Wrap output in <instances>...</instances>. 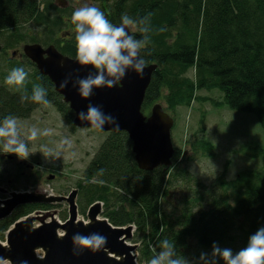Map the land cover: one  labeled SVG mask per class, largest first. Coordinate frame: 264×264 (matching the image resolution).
Wrapping results in <instances>:
<instances>
[{
  "label": "trees",
  "instance_id": "obj_1",
  "mask_svg": "<svg viewBox=\"0 0 264 264\" xmlns=\"http://www.w3.org/2000/svg\"><path fill=\"white\" fill-rule=\"evenodd\" d=\"M95 3L116 25L126 13L141 27L152 29L142 56L148 66L155 64L158 69L147 90L143 111L148 112L153 102L163 98L174 110L188 96L186 104L190 106L198 97V90H218L224 102L216 105L226 104L233 111L252 113L264 132V0ZM73 11L71 6L59 7L57 0H0V120L8 115L29 118L43 104L30 100L21 103L20 97H30L33 87L41 86L47 90L49 104L75 130L74 112L56 92L52 81L41 75L22 53L8 55L11 50L38 43L45 48L55 45L63 55L76 58V40L71 33L75 27L71 22ZM64 32L65 40L61 38ZM135 35L141 38L139 32ZM16 67H23L28 79L23 86L10 87L5 78ZM193 70L195 79L188 76ZM107 136L77 184L79 207L83 215L94 203L101 202L103 216L112 225H134L137 231L133 242L143 243L139 264L148 263L160 251L163 239L175 245L178 257L189 261L192 242L199 256V249H212L213 243L221 245L237 230L250 237L264 226V147L258 143L248 144L239 152L244 158L259 162L258 167L241 171L232 181L221 178L215 192L207 198L201 190L194 197L185 198L180 216L175 218L164 212L163 200L177 186L192 184L194 180L180 167L177 149L170 167L145 172L138 168L127 133ZM101 169L103 174H99ZM50 209L44 205L18 208L11 218L0 222V236L5 237L21 218L36 210ZM154 246L156 253L152 251Z\"/></svg>",
  "mask_w": 264,
  "mask_h": 264
},
{
  "label": "water",
  "instance_id": "obj_2",
  "mask_svg": "<svg viewBox=\"0 0 264 264\" xmlns=\"http://www.w3.org/2000/svg\"><path fill=\"white\" fill-rule=\"evenodd\" d=\"M57 4L61 8L67 6L65 0H57ZM23 54L35 64L41 75L52 81L56 92L74 112L75 127L93 128L103 134L127 133L141 171L151 172L172 165L176 153L172 138L174 119L160 104L152 108L148 117L143 112L146 93L157 65L145 68L143 78L129 68L119 85L93 88L92 95L85 99L79 93V81L94 77V68L63 55L55 45L45 48L38 43L27 44L23 46ZM61 83L66 87L61 88ZM89 104L97 107L105 117L111 116L114 123L94 128L87 119L81 120L78 114L83 112L86 116ZM8 194L9 199H0V222L11 218L18 208L27 205L56 208L68 204L69 218L63 223L58 219L57 211H38L17 221L6 235V244L0 241V264H139L136 253L139 246L132 244L135 227L112 225L102 217L104 208L101 202L89 208L88 222L80 219L77 204L79 189H74L68 197L38 189ZM76 233L103 235L107 238L105 248L93 252L74 245L72 237Z\"/></svg>",
  "mask_w": 264,
  "mask_h": 264
},
{
  "label": "rangeland",
  "instance_id": "obj_3",
  "mask_svg": "<svg viewBox=\"0 0 264 264\" xmlns=\"http://www.w3.org/2000/svg\"><path fill=\"white\" fill-rule=\"evenodd\" d=\"M65 1L67 2L65 8L71 6L74 10L84 4L97 5L95 0ZM71 33L75 35V27L71 29ZM65 35L64 32L61 36L64 40ZM14 52L23 54V47L11 50L8 55ZM188 76L195 79L194 70L190 71ZM196 97L195 102L189 106L186 104L188 102L187 96L184 100L185 103L175 106L174 110L167 99L163 98L153 102L148 107V112H146V109L143 111L148 117L152 114V108L156 104H160L164 111L170 113L175 122L172 138L175 148L180 153L179 165L181 168H185L189 176L194 178L191 181L192 184L184 183L177 186L163 200L162 208L164 212L175 218L180 216L178 213L183 208L185 198L194 197L197 191L200 190L207 198L209 193L215 192L221 178L225 177L226 180L232 181L241 171L256 168L260 165L259 162L255 163V161L244 158V155L240 154L241 148L253 144V142L264 147V132L252 113L233 111L226 104L216 105V103L224 102V96L218 90H198ZM18 122L21 125L22 138H25L23 133L26 134L31 127L40 130L49 129L50 134L39 136L37 140L28 142L32 154L28 159L23 160L34 165V169L28 170L31 172V176L27 179L7 178L15 171V158L11 159L10 157L16 155L2 153V158L0 156V177L3 178L6 185L3 188L10 193L38 189L48 191L54 195L68 197L74 189H78L77 184L83 178L86 167L109 134H103L93 129L86 130L76 127L75 130L72 129V126L51 104L37 106L29 118L18 119ZM204 143L205 147H203ZM41 146H46L45 151L50 154L45 155L41 151ZM212 146L214 147L213 151H210ZM56 175V179L48 180ZM196 180L198 183L195 182ZM196 185H201V187ZM79 196L80 190L77 198L78 206ZM0 198L6 200L9 199V196L0 195ZM56 211L58 212V219L65 223V218L67 220L69 218V205L63 204ZM79 217L88 222L87 214L82 215L80 207ZM130 226L135 227L134 225ZM136 231L137 228L135 227L134 236ZM6 235L7 232L5 237L0 236V241L5 242ZM248 239L249 237L242 230H237L233 233V236L224 240L219 247L222 249L231 248L235 254V252L247 246ZM133 240L132 244L139 246L136 252L139 257V250L143 247V243H135ZM190 245V264H209L212 249H199L198 254L200 255L197 256L194 242ZM202 253L206 254V260L200 259ZM219 264H224L223 260H220Z\"/></svg>",
  "mask_w": 264,
  "mask_h": 264
},
{
  "label": "clouds",
  "instance_id": "obj_4",
  "mask_svg": "<svg viewBox=\"0 0 264 264\" xmlns=\"http://www.w3.org/2000/svg\"><path fill=\"white\" fill-rule=\"evenodd\" d=\"M148 19V17H145ZM71 22L75 25L76 60L83 66H90L96 70V75L79 81L80 95L88 99L92 95L93 88H113L119 85L126 77L127 69L133 68L141 78L144 69L148 67L142 52L150 43V27H141L140 23L128 14L121 16L119 25L111 22L105 13L96 6L84 4L76 8L71 16ZM164 29H161L163 31ZM139 32L141 38L136 37ZM28 79V73L23 67L13 68L5 78V84L10 87L23 86ZM61 88L66 87L64 83ZM47 90L41 86H34L31 96L22 95L21 103L31 101L36 104L47 105ZM81 120L87 119L94 128H103L107 124L114 123L111 116L105 117L95 106L89 104L87 115L80 112ZM74 126V125H73ZM75 127V126H74ZM49 129L40 130L31 127L28 132L23 133L17 117L8 115L0 120V152L3 154H14L20 159H28L32 154L29 143L35 141L39 136H48ZM46 146H41L45 155ZM101 169L99 174H103ZM74 245L89 249L93 252L105 248L107 238L98 233L88 236L76 233L72 237ZM160 251L156 253V246L152 251L156 254L148 261V264H190L184 257L176 255L175 245L168 239L159 243ZM201 260H206V254L202 253ZM264 264V226L260 227L254 234L250 235L247 246L233 253L231 248H220L213 243L211 261L209 264Z\"/></svg>",
  "mask_w": 264,
  "mask_h": 264
},
{
  "label": "flooded vegetation",
  "instance_id": "obj_5",
  "mask_svg": "<svg viewBox=\"0 0 264 264\" xmlns=\"http://www.w3.org/2000/svg\"><path fill=\"white\" fill-rule=\"evenodd\" d=\"M67 38V37H66ZM2 155V152H0V156ZM1 158H2V156H1ZM11 159H13V158H15V163H16V167H15V171L12 173V174H10L7 178H13V179H19V180H23V179H27L28 177H30L31 176V172H29V171H31V170H33L34 169V165H32V164H29V163H27V162H25L23 159H20V158H18L17 156H13V157H10ZM29 170V171H28ZM56 177H57V175L56 176H54L53 177V179L55 178L56 179ZM52 179V180H53ZM2 186V187H1ZM6 185H5V183H4V181H3V178H1L0 177V195L1 196H9V194L8 193H10V192H8V190L7 189H5V188H3V187H5ZM79 189V188H78ZM80 190V189H79ZM7 192V194L6 195H4V194H2V192ZM6 198V197H5ZM0 199H2V200H5L4 198H0ZM64 205H66V204H64ZM57 208H59V207H52L50 210H36V211H34L33 213H35V212H38V211H42V212H44V211H52V212H54V211H56L57 210ZM29 215H32V213L31 214H29ZM28 216V215H27ZM24 218V217H23ZM22 219V218H21ZM3 222V221H2ZM15 224V223H14ZM13 224V225H14ZM12 225V226H13ZM11 226V227H12ZM10 227V228H11ZM10 228L8 229V231L10 230ZM8 231H7V233H8ZM2 242V241H1ZM2 243H4V244H6V241L5 242H2Z\"/></svg>",
  "mask_w": 264,
  "mask_h": 264
},
{
  "label": "bare ground",
  "instance_id": "obj_6",
  "mask_svg": "<svg viewBox=\"0 0 264 264\" xmlns=\"http://www.w3.org/2000/svg\"><path fill=\"white\" fill-rule=\"evenodd\" d=\"M77 128V127H76ZM79 129H83V128H79ZM90 129H93V128H90ZM87 130V129H86ZM93 130H96V129H93ZM97 131V130H96ZM110 134V133H109Z\"/></svg>",
  "mask_w": 264,
  "mask_h": 264
}]
</instances>
